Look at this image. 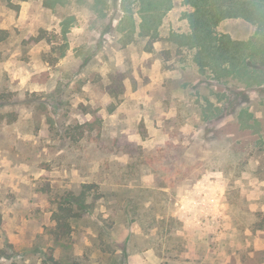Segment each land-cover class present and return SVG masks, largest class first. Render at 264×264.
Masks as SVG:
<instances>
[{
    "label": "rangeland",
    "instance_id": "obj_1",
    "mask_svg": "<svg viewBox=\"0 0 264 264\" xmlns=\"http://www.w3.org/2000/svg\"><path fill=\"white\" fill-rule=\"evenodd\" d=\"M143 1L0 0V264H264V0L215 30L240 60L204 70L169 42L193 9Z\"/></svg>",
    "mask_w": 264,
    "mask_h": 264
},
{
    "label": "trees",
    "instance_id": "obj_2",
    "mask_svg": "<svg viewBox=\"0 0 264 264\" xmlns=\"http://www.w3.org/2000/svg\"><path fill=\"white\" fill-rule=\"evenodd\" d=\"M142 2L144 1L142 0ZM184 4L193 9L191 13L186 14L189 31L185 34L170 35L169 42L178 48L184 47L191 51L195 50L196 53L193 55V60L200 70L224 62L237 63L240 60L237 59V55H241L242 51H244L243 43L232 41L227 35L218 36L215 30L226 19H248L249 14L256 12L247 3V0H184ZM141 10L143 11V8ZM142 11L139 36L148 38L150 44L157 40L160 15L158 17L157 12L151 13L149 9L146 12ZM2 32L0 30V33ZM130 38H132L131 35ZM32 41L37 43L38 40L32 39ZM145 52H152V46L150 45ZM96 125V121L92 120L76 128L83 129L80 132L82 136L87 129H92ZM90 189L91 187L84 186L80 189L79 194L67 193L59 202L57 210L52 214V220L55 224L48 231L54 243L68 242L70 240L75 228L73 223L85 217L84 210L91 208V203H86ZM97 198L100 197L97 196L94 199ZM100 253L113 256L115 251L107 245ZM85 256L88 259V256ZM43 264L57 263L53 256H49ZM72 264L81 263L75 260Z\"/></svg>",
    "mask_w": 264,
    "mask_h": 264
},
{
    "label": "crops",
    "instance_id": "obj_3",
    "mask_svg": "<svg viewBox=\"0 0 264 264\" xmlns=\"http://www.w3.org/2000/svg\"><path fill=\"white\" fill-rule=\"evenodd\" d=\"M236 21V20H235ZM240 21V20H239ZM231 35V34H230ZM231 39V38H230ZM232 40V39H231ZM232 41H235V40H232ZM157 42V40L154 42V43H156ZM237 42V41H236ZM155 47H153L152 48V52H150V53H148L149 55H151L154 51H153V49H154ZM156 62H154V64H155Z\"/></svg>",
    "mask_w": 264,
    "mask_h": 264
}]
</instances>
